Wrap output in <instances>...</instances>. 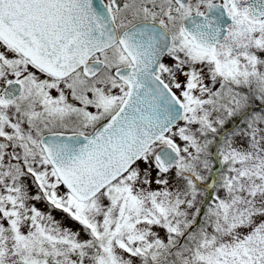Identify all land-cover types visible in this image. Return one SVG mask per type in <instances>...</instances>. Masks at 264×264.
I'll list each match as a JSON object with an SVG mask.
<instances>
[{
    "label": "snow or ice",
    "instance_id": "snow-or-ice-1",
    "mask_svg": "<svg viewBox=\"0 0 264 264\" xmlns=\"http://www.w3.org/2000/svg\"><path fill=\"white\" fill-rule=\"evenodd\" d=\"M0 264H264V0H0Z\"/></svg>",
    "mask_w": 264,
    "mask_h": 264
},
{
    "label": "rangeland",
    "instance_id": "rangeland-1",
    "mask_svg": "<svg viewBox=\"0 0 264 264\" xmlns=\"http://www.w3.org/2000/svg\"><path fill=\"white\" fill-rule=\"evenodd\" d=\"M59 218V217H58Z\"/></svg>",
    "mask_w": 264,
    "mask_h": 264
}]
</instances>
